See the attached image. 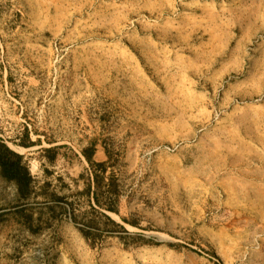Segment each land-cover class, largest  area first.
Wrapping results in <instances>:
<instances>
[{
  "label": "rangeland",
  "instance_id": "obj_1",
  "mask_svg": "<svg viewBox=\"0 0 264 264\" xmlns=\"http://www.w3.org/2000/svg\"><path fill=\"white\" fill-rule=\"evenodd\" d=\"M0 140V264H264V0H0Z\"/></svg>",
  "mask_w": 264,
  "mask_h": 264
},
{
  "label": "trees",
  "instance_id": "obj_2",
  "mask_svg": "<svg viewBox=\"0 0 264 264\" xmlns=\"http://www.w3.org/2000/svg\"><path fill=\"white\" fill-rule=\"evenodd\" d=\"M23 146L27 147V145H23ZM51 151L52 150L49 149V152ZM83 155L86 158L91 169H94L93 180L95 183V191H94L95 204L100 206L101 203L98 200L97 191L104 183V174L107 171V163H97L94 161V149L84 151ZM55 158L56 157L54 156L52 160L55 161L56 160ZM0 174L3 175L9 183L15 184L17 186V190L23 198L27 197V195H25L22 192L23 190L22 184L24 183L26 189L31 186L34 180L30 176L28 169L23 165V156L11 150L1 140H0ZM20 175H22V177ZM88 193H90V189H88ZM112 194H114V196H118V192L116 188L112 190ZM113 202L114 205H106L104 210L111 213H117L118 211L117 208L115 207V205L117 204V197Z\"/></svg>",
  "mask_w": 264,
  "mask_h": 264
}]
</instances>
